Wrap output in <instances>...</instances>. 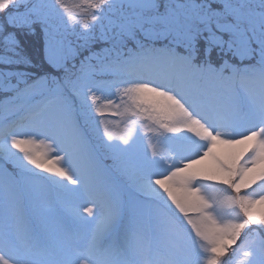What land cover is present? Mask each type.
<instances>
[{
  "label": "snow or ice",
  "instance_id": "obj_1",
  "mask_svg": "<svg viewBox=\"0 0 264 264\" xmlns=\"http://www.w3.org/2000/svg\"><path fill=\"white\" fill-rule=\"evenodd\" d=\"M0 264H264V0H0Z\"/></svg>",
  "mask_w": 264,
  "mask_h": 264
},
{
  "label": "trees",
  "instance_id": "obj_2",
  "mask_svg": "<svg viewBox=\"0 0 264 264\" xmlns=\"http://www.w3.org/2000/svg\"><path fill=\"white\" fill-rule=\"evenodd\" d=\"M42 34L29 36L24 38V45L26 53L32 58L34 67L28 69L34 74H43L48 69L44 66L43 62V43Z\"/></svg>",
  "mask_w": 264,
  "mask_h": 264
},
{
  "label": "rangeland",
  "instance_id": "obj_3",
  "mask_svg": "<svg viewBox=\"0 0 264 264\" xmlns=\"http://www.w3.org/2000/svg\"><path fill=\"white\" fill-rule=\"evenodd\" d=\"M71 39L75 40V37H71ZM43 40V39H42Z\"/></svg>",
  "mask_w": 264,
  "mask_h": 264
}]
</instances>
